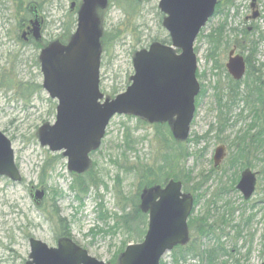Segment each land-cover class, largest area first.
Listing matches in <instances>:
<instances>
[{
    "label": "rangeland",
    "instance_id": "1",
    "mask_svg": "<svg viewBox=\"0 0 264 264\" xmlns=\"http://www.w3.org/2000/svg\"><path fill=\"white\" fill-rule=\"evenodd\" d=\"M31 1L34 0H23L24 4ZM158 2L115 0L103 18L102 27L107 38L112 35L101 59L100 91L104 97H115L130 84L129 79L134 74L132 60L136 52L154 43L169 42L168 33L162 27L164 15L158 9ZM231 2L226 7L222 0L220 10L215 9L214 16L194 43L197 73L200 76L197 80L204 93L196 98L189 139H204L197 145H187L193 155L187 160L185 168L191 171L192 182L187 184L186 189L183 187V192L191 194V188L209 176L197 192L200 200L193 215L203 216L206 206L210 207L215 202L217 209L210 208L213 218L209 223L213 225L215 223L212 222L217 223V217L224 213L222 206L225 203L232 209H227V215L224 213L227 216L224 227L210 237L199 240V246L206 250L221 247L214 264H260L264 261V151L259 150L250 157L247 168L256 173L257 185L253 197L243 201L241 194L235 190V183L231 188L232 181L239 177L242 170L238 166L230 169L229 160L234 151L233 144L245 133L253 118L242 101H238L237 105L229 104V111L224 110L227 112V127L218 133L220 115L216 105L217 99L226 96L229 84L230 77L225 69L228 52L234 47L236 53L244 57L233 43L243 38V31L248 33L246 39L249 41L262 37L254 66H263L264 75V0H257L261 17L255 21H246L251 16L249 6L252 0ZM18 3L17 0H0V132L11 142L15 164L22 177L21 183L0 177V264H25L30 252V238L48 247L56 246V241L61 237L50 209L53 205L51 191L54 190L59 194L54 205L59 216L69 224L70 239L90 257L111 264V260L120 255L124 244L137 243L128 239L121 227L108 231V226H114L116 221L121 223L119 217L123 216V208L126 213L134 207L138 209L141 192L149 189L148 186L139 189L136 168L146 169L154 162V128L133 117L112 118L100 147L89 156L87 172L82 175L86 179H99L102 184L98 188H90L81 199L77 198L71 185L79 176L68 171L67 159L61 153H51L38 141L39 129L44 124L52 125L55 122L57 102L41 88L32 94L23 93L28 85L41 84V80L35 61H29L27 54L21 55L20 46L12 45V42L17 43L20 23L26 18ZM53 3L54 6L58 5V12L50 18L54 36H62L73 22L74 31L76 18L68 12L70 0H53ZM96 9V16L100 18L99 8ZM220 28H223L224 40L231 43L228 46L222 44L213 52L206 38ZM235 33L238 37H235ZM33 61L34 67L30 65ZM244 80L240 84V92L244 90ZM260 125L264 128V118L258 131ZM127 131L135 142L132 151L124 152V135ZM219 146H224L226 155L220 170L216 171L212 158ZM44 162L51 165V170L48 177L41 181L40 167ZM30 187L43 188L46 192L39 207L29 196ZM97 204H102L110 217L107 224L97 219ZM146 229V226L143 227L144 231ZM98 230L108 233H99ZM190 244L191 241L186 247ZM172 253L178 251L166 253L160 263L175 264ZM117 257L113 264H117ZM177 264H206V261L187 257Z\"/></svg>",
    "mask_w": 264,
    "mask_h": 264
},
{
    "label": "water",
    "instance_id": "2",
    "mask_svg": "<svg viewBox=\"0 0 264 264\" xmlns=\"http://www.w3.org/2000/svg\"><path fill=\"white\" fill-rule=\"evenodd\" d=\"M106 4L107 0H83L69 43L50 47L40 58L43 89L58 105L55 123L39 129L38 141L52 153L62 152L68 171L76 176L87 172L89 154L100 147L115 116H133L149 125L167 123L174 141L188 139L200 91L194 42L213 16L217 0H160L158 9L165 16L162 27L170 45L154 43L135 53L131 83L113 99L104 98L99 88L101 29L95 9ZM256 18L258 13L253 12L251 19ZM38 29L35 23L36 39ZM225 68L234 81L245 74V62L234 56V50L229 52ZM224 156V147H217L213 155L216 170ZM0 177L21 182L11 143L1 132ZM255 187L256 174L250 169L242 171L236 190L245 201L253 196ZM44 196L43 189L31 194L37 206ZM139 200L138 209L148 216L146 234L141 243L125 248L117 264H159L167 252L189 242L187 221L193 198L182 193L181 182L170 180L164 187L146 188ZM29 247L25 264H105L68 238L58 240L55 247L31 238Z\"/></svg>",
    "mask_w": 264,
    "mask_h": 264
},
{
    "label": "trees",
    "instance_id": "3",
    "mask_svg": "<svg viewBox=\"0 0 264 264\" xmlns=\"http://www.w3.org/2000/svg\"><path fill=\"white\" fill-rule=\"evenodd\" d=\"M222 0L217 3L216 10L219 11ZM224 5L230 6L232 4L231 0H223ZM230 3V4H229ZM73 24H69L68 27L64 30L65 36L61 43L65 44L66 38H69L73 32L72 30ZM233 33V32H232ZM243 38L235 40L234 46L237 47V50L242 51L244 55V59L246 62V74L244 80V90L240 92V84L241 82H234L229 79L228 87L226 88V96L224 98L217 99V111L220 116L219 119V127L218 133L223 132L225 127H227V112L229 111L230 105H237L238 101L244 104L245 110L248 111L249 115L253 118L250 126L245 133L236 139V143L233 144V152L231 153V157L229 160V168L235 169L238 166L241 170L246 169L250 163V157L252 154L259 150L264 151V128L260 125L259 131L258 126L264 118V75L262 74V67L255 68L254 61L256 59L258 43L262 39L260 36L256 41L247 40L248 33L246 31L242 32ZM235 37H238V34L235 33ZM207 42L211 47H213V52L218 47H221L222 44L228 46L231 42L225 41L223 36V28H220L213 32L212 34L207 36ZM162 43H167V41H163ZM108 45V42L106 43ZM197 79L200 77L199 74H196ZM204 90H201L199 96L203 95ZM243 107V108H244ZM223 112V114H222ZM240 114L239 116H241ZM222 117V119H221ZM154 135H155V159L152 166L147 167L146 169L136 168L138 178L140 181L139 189L144 186L150 187L154 184H165L168 180L173 179L180 181L183 187L186 189L187 184L191 183V171L185 168V164L187 160L193 155L189 152L188 144L200 143L204 137H195L193 139H188L184 143H177L173 140L170 130L168 126L165 125H154ZM135 141L131 140L129 137V132L127 131L124 135V152L132 151L133 144ZM264 164V159H263ZM51 170L50 164H44L40 167V179L44 181L48 177V173ZM212 171V170H211ZM89 174V173H88ZM209 177V176H208ZM203 178L200 181V184H196L191 188V194L194 198V206L191 212V215L188 219V228L190 231V239L191 244L186 248L177 247L175 250L178 253H172L173 261L177 264L179 261L185 260L187 257L193 259H200L201 261L204 259L206 264H214L215 258L221 253V247H216L213 249H203L199 246V240L205 239L213 235L216 230H220L223 225L227 223L225 220L226 212L231 211L232 209L229 207L228 203H225L224 213L217 217V223L210 224V220L213 218L211 216L210 208L217 209L215 202L206 206V212L203 216H194L195 208L197 207L200 197L197 195L198 190L201 188L204 181L208 178ZM201 179V176H200ZM233 184L231 188H233L235 180L232 181ZM102 182L99 179L91 178L86 179L85 177H79L74 179L73 184L71 185V189L77 193V198L82 196H86L88 190L92 187L98 188ZM106 189V187H104ZM52 192V201L53 205L50 207L51 215L53 220H55L56 224L59 227L60 237H68L70 238V229L69 224L66 219L61 218L59 216V211L54 205L56 198H58V191L54 190ZM221 196V195H220ZM220 198V197H219ZM137 206V205H136ZM226 207V208H225ZM228 209V211H227ZM123 216L119 217L120 222H115L114 226H108V231L117 230L121 227L122 231H124L131 241L133 242H141L145 231L143 227L146 226V216L141 214V212L134 207L130 212L126 213L124 208L122 211ZM231 212L229 213V215ZM116 217V216H115ZM109 216L103 209L102 204H97V219L100 222H104L107 224L109 220ZM52 220V219H51ZM116 220V219H115ZM248 219L246 223L249 221ZM93 232V231H91ZM99 233H108L103 230H98ZM126 247V244L121 248V252ZM120 252V253H121ZM117 256H115L116 258ZM115 258L111 260V264L114 263ZM161 264V263H160Z\"/></svg>",
    "mask_w": 264,
    "mask_h": 264
},
{
    "label": "flooded vegetation",
    "instance_id": "4",
    "mask_svg": "<svg viewBox=\"0 0 264 264\" xmlns=\"http://www.w3.org/2000/svg\"><path fill=\"white\" fill-rule=\"evenodd\" d=\"M19 3V8L23 13L25 14V19H23L20 23L19 27V35H17V43H13L12 45H15V47L18 48V46L21 47L20 54L21 55H29L28 60L32 61L34 60L37 66V70L39 71V78L41 80V84L36 85H28L25 89H23L24 94H32L34 91L41 88L43 90V74L41 71V56L42 54L49 49L50 47H53L54 45H58L60 43L61 45H66L71 39V36L69 38H66V43H61L64 39L65 33L63 32V35L58 37L54 36L53 34V22H50V18H52V15L58 12V5L54 6L53 0H34L30 3L24 4L23 0H17ZM83 0H70L68 12L70 15L74 16L76 18L77 23V16L78 12L80 11V8L82 6ZM115 0H107V4L104 8H99V14L101 13V17H97L100 23V29H101V38H100V45H101V51L102 56L105 50L106 43L109 42V39L112 37L107 38V33L102 27L103 24V18L105 19V15L109 13L112 5ZM117 2V0H116ZM254 4V8L251 7V5ZM251 9V15L253 12L258 13V18L261 17L260 12L258 11V5L257 0H252L250 4ZM18 8V7H17ZM16 8V9H17ZM97 11V9H95ZM246 21H249V17L246 18ZM35 23H37L39 27L38 31V38L36 39L34 37V26ZM75 22L72 24L74 25ZM250 30V29H248ZM74 32V31H73ZM116 34V32H115ZM101 56V59H102ZM34 61L32 64V67H34ZM101 69V64H100ZM99 78H100V71H99ZM220 170V169H219ZM256 174V173H255ZM240 177L236 178L235 180V189L239 182ZM256 185H257V175H256ZM37 188L33 187V190H29V196L31 198V194L34 193V191ZM256 190V189H255Z\"/></svg>",
    "mask_w": 264,
    "mask_h": 264
}]
</instances>
